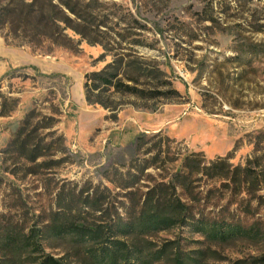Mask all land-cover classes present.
Segmentation results:
<instances>
[{"label": "rangeland", "instance_id": "obj_1", "mask_svg": "<svg viewBox=\"0 0 264 264\" xmlns=\"http://www.w3.org/2000/svg\"><path fill=\"white\" fill-rule=\"evenodd\" d=\"M101 1L109 4L106 13H118L122 25L133 17L149 29L139 39L154 48L135 50L159 64L180 96L143 101L109 92L104 99L112 109L89 104L86 74L112 62L101 46L69 30L67 40L30 42L10 20L5 26L0 22V63L7 65L0 72V114L8 113L0 116V228H41L58 210L60 194L83 190H98L106 207L124 215L129 200L119 186L131 175H139L136 189L144 193L147 187L173 183L184 202L206 215L224 211L247 228L264 227V199L233 196L225 181L198 176L190 179V191L201 202L193 204L182 185L185 158L192 155L205 165L226 158L233 167L250 160L264 167V57L252 56L248 46L264 36L249 32L237 7L222 14L231 0ZM257 8L262 6L255 1L247 7ZM22 130L31 146L47 147L35 164L13 148ZM150 163L155 167L139 174ZM258 195L264 197V191ZM147 240L156 250L170 245L169 258L177 250L199 264H252L264 257V242L216 244L189 227ZM45 251L70 264H89L82 251L68 245L52 242Z\"/></svg>", "mask_w": 264, "mask_h": 264}, {"label": "trees", "instance_id": "obj_2", "mask_svg": "<svg viewBox=\"0 0 264 264\" xmlns=\"http://www.w3.org/2000/svg\"><path fill=\"white\" fill-rule=\"evenodd\" d=\"M250 1H255L262 9L248 11ZM4 2L0 0V22L5 26L10 20L15 32L30 38V42L41 38L67 40L65 32L69 30L90 45L101 46L105 55L112 57V62L101 71L85 76L84 90L89 104L112 109L104 99L109 92L143 101L180 96L159 64L140 56L135 50L136 47L154 48L139 39L149 29L133 17L128 23L123 19L126 23L122 25L118 13H106L108 3L101 0H10L1 7ZM233 7L246 16L244 20L251 34L264 36V0H231L230 5L221 9L222 14H227ZM208 21L215 22L212 18ZM248 46L252 56L264 57V41L248 43ZM241 56L242 53L238 52L239 59ZM7 115L4 110L0 114ZM12 145L15 152L31 164L48 152L47 147L39 144L31 146L30 135L24 130ZM198 158V155L185 158L187 174L182 178L183 189L193 204L201 202L192 197L190 191V179L198 176L225 181L223 186L232 189L233 196L246 193L258 200L264 199L258 195L264 191V167L260 163L250 160L245 167H233L229 159L224 158L205 165ZM152 167H155L154 163L143 165L139 174L143 175ZM139 182V175H131L119 186L129 200L128 206H123L124 215L115 207H106L98 190L91 194L83 190L78 195L60 194L56 203L58 210L41 228L38 225L28 229L16 226L0 228V264H70L66 259L46 254V245L52 242L82 251L89 264H159L165 260L169 264H189L190 260L199 264L190 254L177 250L174 257L169 258L170 245L156 250L147 240V237L178 226L189 227L192 232L216 244L241 239L264 242V227L258 223L247 228L237 220L228 219L224 211L214 217L206 215L196 205L184 202L173 183L147 187L144 193L136 189ZM252 264H264V257Z\"/></svg>", "mask_w": 264, "mask_h": 264}, {"label": "crops", "instance_id": "obj_3", "mask_svg": "<svg viewBox=\"0 0 264 264\" xmlns=\"http://www.w3.org/2000/svg\"><path fill=\"white\" fill-rule=\"evenodd\" d=\"M2 56H4V55H2ZM11 56L14 57V59L11 57L12 61H15V59H18L17 53L11 54ZM6 69H7V65H5V63H0V72L3 73Z\"/></svg>", "mask_w": 264, "mask_h": 264}]
</instances>
